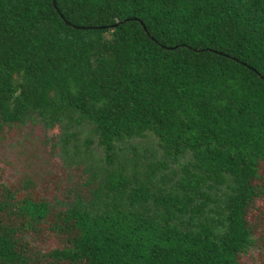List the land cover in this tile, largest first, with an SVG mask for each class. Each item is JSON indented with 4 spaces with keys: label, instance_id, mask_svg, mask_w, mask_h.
<instances>
[{
    "label": "trees",
    "instance_id": "16d2710c",
    "mask_svg": "<svg viewBox=\"0 0 264 264\" xmlns=\"http://www.w3.org/2000/svg\"><path fill=\"white\" fill-rule=\"evenodd\" d=\"M54 2L0 0V143L57 130L82 192L50 202L33 175L0 180V264H241L262 249L264 0ZM44 230L63 247L34 251Z\"/></svg>",
    "mask_w": 264,
    "mask_h": 264
},
{
    "label": "rangeland",
    "instance_id": "374dc122",
    "mask_svg": "<svg viewBox=\"0 0 264 264\" xmlns=\"http://www.w3.org/2000/svg\"><path fill=\"white\" fill-rule=\"evenodd\" d=\"M57 138V130L44 134L39 127L28 128L19 136L16 130H12L7 139L0 143V180L15 186L24 180V173L33 175L36 184L34 196L45 197L50 202L55 197L66 199L69 188L82 192L80 171H66L51 147V142ZM254 217L264 235V198L255 203ZM66 239L58 230L53 233L44 230L35 239L33 250L46 254L63 247ZM261 246L262 249L242 258L241 264H264V244Z\"/></svg>",
    "mask_w": 264,
    "mask_h": 264
},
{
    "label": "water",
    "instance_id": "95a60500",
    "mask_svg": "<svg viewBox=\"0 0 264 264\" xmlns=\"http://www.w3.org/2000/svg\"><path fill=\"white\" fill-rule=\"evenodd\" d=\"M52 5H53L54 8H56L54 0H52ZM121 23H123V22H121ZM66 24H67V23H66ZM119 24H120V23H119ZM117 25H118V24H117ZM117 25H114L113 27H116ZM76 29H77V28H76Z\"/></svg>",
    "mask_w": 264,
    "mask_h": 264
}]
</instances>
